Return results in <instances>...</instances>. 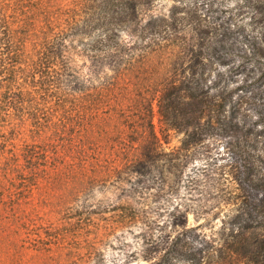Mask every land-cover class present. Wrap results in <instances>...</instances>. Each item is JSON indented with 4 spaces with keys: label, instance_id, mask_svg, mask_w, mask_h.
<instances>
[{
    "label": "trees",
    "instance_id": "obj_1",
    "mask_svg": "<svg viewBox=\"0 0 264 264\" xmlns=\"http://www.w3.org/2000/svg\"><path fill=\"white\" fill-rule=\"evenodd\" d=\"M229 1L0 0L2 240L35 191L112 184L123 221L175 200L143 234L150 264H264V0ZM153 102L177 149H161ZM200 177L209 233L177 200Z\"/></svg>",
    "mask_w": 264,
    "mask_h": 264
},
{
    "label": "rangeland",
    "instance_id": "obj_2",
    "mask_svg": "<svg viewBox=\"0 0 264 264\" xmlns=\"http://www.w3.org/2000/svg\"><path fill=\"white\" fill-rule=\"evenodd\" d=\"M228 4L234 5L235 0H230ZM169 5L170 2H167L166 6ZM153 111V123L161 149L164 151L177 149L183 135L174 130H164L159 121L157 102H153ZM219 151L224 152L221 146ZM216 152L217 150L214 149L212 153L216 154ZM204 159L205 157L200 155L196 160L197 165L203 164ZM221 162L223 161H218V165ZM190 169L191 167H188L187 171ZM59 188L57 192L46 193L45 189L35 191L22 200V208H35V211H31L23 228L12 226L13 229H10L6 237L9 240H2V237L5 238L3 231L6 228L0 225L3 228L0 227V264H150L152 262L143 255L145 245L142 243V237L143 234L148 233L157 236L161 230L164 220L175 205L171 193L164 190L157 193L153 202L149 200L148 204L151 205L147 210L148 214L142 213L141 220L123 221L116 212L121 203L120 192L116 191L112 184L83 190L84 192H78L82 190L81 187ZM192 189H194V191L190 190L192 193H187L182 188L177 200L185 201L190 206L188 226L199 227V231L209 233L210 226L206 227L207 220L201 215L204 212L203 203L209 201V204H213L216 195L209 191L211 188L205 177H200L198 186ZM134 205L137 208L141 206L136 203ZM213 214L209 216L211 219ZM213 225L212 230L219 229L221 215L213 221L211 226ZM15 230H20V233L17 234L18 231ZM38 234L41 235L44 244H41V253L36 256L31 248L40 246L36 241Z\"/></svg>",
    "mask_w": 264,
    "mask_h": 264
}]
</instances>
